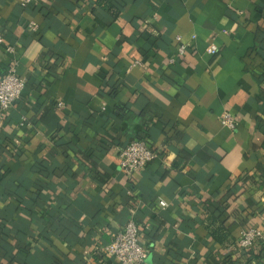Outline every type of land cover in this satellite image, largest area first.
<instances>
[{"label":"crops","instance_id":"crops-1","mask_svg":"<svg viewBox=\"0 0 264 264\" xmlns=\"http://www.w3.org/2000/svg\"><path fill=\"white\" fill-rule=\"evenodd\" d=\"M97 2L0 0V80L26 82L0 114V264H117L131 215L147 264H264L238 245L264 232V0ZM142 139L157 158L124 175Z\"/></svg>","mask_w":264,"mask_h":264},{"label":"built area","instance_id":"built-area-1","mask_svg":"<svg viewBox=\"0 0 264 264\" xmlns=\"http://www.w3.org/2000/svg\"><path fill=\"white\" fill-rule=\"evenodd\" d=\"M32 0H26L30 4ZM178 42L177 54L183 56L186 52V45L182 38H176ZM218 48L215 44H210L206 48V53L215 56ZM26 82L20 78L14 68H10L7 74L0 80V114L10 110L12 106L21 98ZM58 107L62 103L57 104ZM221 125L229 130H234L236 122L234 117L226 113L221 118ZM157 158L149 143L145 140H137L129 143L119 150V168L124 175H133L144 170L151 162ZM164 207V203H160ZM140 228L135 222L133 215L130 216L126 225L116 234L113 240L104 247L103 252L117 264H147V252L140 242ZM264 242L263 230L249 229L240 233L238 245L242 250H251L257 242Z\"/></svg>","mask_w":264,"mask_h":264},{"label":"trees","instance_id":"trees-1","mask_svg":"<svg viewBox=\"0 0 264 264\" xmlns=\"http://www.w3.org/2000/svg\"><path fill=\"white\" fill-rule=\"evenodd\" d=\"M97 9L108 12L114 20L117 19L120 12L116 0H98ZM213 219L215 218H212V220ZM221 235H223L221 229L211 230V236H213V238L218 242H221L223 239Z\"/></svg>","mask_w":264,"mask_h":264}]
</instances>
